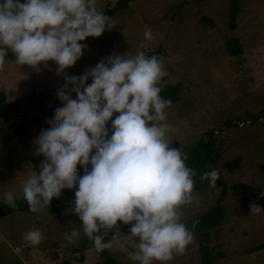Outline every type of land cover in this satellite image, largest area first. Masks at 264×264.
<instances>
[{"label":"rangeland","instance_id":"374dc122","mask_svg":"<svg viewBox=\"0 0 264 264\" xmlns=\"http://www.w3.org/2000/svg\"><path fill=\"white\" fill-rule=\"evenodd\" d=\"M230 2L132 0L111 18V29L80 42L88 48L66 73L78 76L110 54H134L141 43L145 53L161 46L165 52L161 60L168 74L159 85L180 86L179 99L167 109L169 121L178 128L171 146L182 148L214 129L221 157L213 168L220 172L221 181L246 185L242 191L226 193L220 229L211 236V246L223 253L214 264H264V248L248 251L264 242V0H239L234 30L228 27ZM109 3L96 0L98 8ZM146 28L152 31L151 40L143 37ZM233 35L239 37L242 47L237 56L229 55L225 46V40ZM12 55L0 68V91L10 104L0 127L12 136L7 142L0 136V193L10 191L17 199L23 197V180L32 169L39 172L43 157L34 155V140L42 128L49 126L46 121L53 115L48 112L50 107L62 106L56 91L64 79L56 74L52 61H48V67L18 66ZM226 117H236L241 124L222 129L221 121ZM256 118L250 126L249 120ZM19 123L25 125L21 135L15 134ZM236 155L241 157L237 167L229 168L228 162ZM219 191L217 184L196 191L198 200L180 208L181 221L187 226L189 219L216 201ZM74 192L75 188L62 189L59 197H53L60 202L38 213L27 209L0 217V264H95L99 259L96 249L79 248L82 228L81 221L73 217ZM3 203L0 201V205ZM253 204L261 209L251 210ZM130 226L117 221L107 230L106 239L119 230L116 239L120 247L113 246L109 251L120 264H137L129 258L138 242L128 234ZM32 228L43 233L38 245L23 239ZM72 229H77L80 236L69 243L63 233ZM163 264H200L197 235L192 233L184 251L174 253Z\"/></svg>","mask_w":264,"mask_h":264},{"label":"clouds","instance_id":"9594fccd","mask_svg":"<svg viewBox=\"0 0 264 264\" xmlns=\"http://www.w3.org/2000/svg\"><path fill=\"white\" fill-rule=\"evenodd\" d=\"M113 25L96 0H0V68L11 51L18 66L54 62L64 79L56 91L62 106L34 140V155L43 157L39 172L32 169L21 190L29 210L38 213L62 189L75 187L72 212L96 251L120 247L118 229L105 237L121 221L131 223L128 234L138 238L129 258L163 264L191 241L180 207L198 200L187 154L171 146L178 128L168 119L172 101L160 95L159 82L168 74L163 61L146 55L141 43L134 54H110L78 76L66 73L88 48L80 42ZM143 37L151 40V29ZM219 177L212 168L200 179L216 186ZM0 201L14 206L15 196L5 190ZM63 236L73 243L80 232ZM23 239L38 245L43 233L32 228Z\"/></svg>","mask_w":264,"mask_h":264},{"label":"trees","instance_id":"16d2710c","mask_svg":"<svg viewBox=\"0 0 264 264\" xmlns=\"http://www.w3.org/2000/svg\"><path fill=\"white\" fill-rule=\"evenodd\" d=\"M132 0H116L114 6H104V14L110 16L111 18L116 16L120 11L127 8L129 2ZM239 0H231L228 7V27L230 30H234L236 27V20L239 14ZM208 24H211V21L205 19ZM225 46L227 53L231 56H237L241 54L242 47L239 41V37L233 35L225 40ZM146 55H157L160 59L164 56V49L159 46L152 50H146ZM7 57H13L12 53L9 51ZM160 86V85H159ZM161 87L160 95L162 98L170 99L172 102H175L179 99V84H166ZM10 109V104L6 102L5 94L3 91H0V119L6 120L8 116V111ZM55 107L48 110L51 114L53 113ZM245 113H249V110H245ZM261 113H264L261 111ZM254 116V115H253ZM257 117V115H256ZM254 118V117H253ZM250 119L249 125L252 126L257 122ZM222 129H227L229 127H238L241 122H239L236 117H226L223 119ZM220 128V129H221ZM25 129L23 123H19L18 129L15 131V134L21 135ZM215 130L208 129L205 131L204 137L198 139L195 142H192L181 148L182 152L187 154L186 163L191 167L195 176L194 179V192L207 188L210 186L208 179H200V176L207 171H210L213 168L215 162L221 157V150L218 144L217 139L214 136ZM0 136L2 141H9L12 136L5 132L2 127H0ZM240 155L234 156L229 162V168H236L240 160ZM80 174H82V169H79ZM216 184L220 186V191L216 197V201L209 207L202 210L199 214H196L194 217L187 221V228L191 233H195L198 238V252H199V261L200 264H214L216 259L221 256L223 253L215 250L211 245V236H216L220 229V224L223 220L225 209L223 206V201L226 196L227 191H242L243 187L246 186L244 183L238 184H228L227 182L221 181L220 178L217 179ZM75 188V187H74ZM245 188V187H244ZM60 202L52 198L49 204V208L55 207L56 204ZM182 205L180 208H183ZM48 207V206H45ZM29 209L27 201L23 198L15 199L14 206H8L6 203L0 205V217L9 215L13 212H22ZM73 217L79 220L78 216L73 213ZM82 240L79 242V248H94L93 243L88 237L81 233ZM106 239V237H105ZM214 243V242H213ZM78 248V247H77ZM264 248V242L260 243L254 247L248 249L249 252H254ZM95 249V248H94ZM99 259L95 264H120V262L115 258V256L109 251V249H104L103 251H97ZM81 258V257H80Z\"/></svg>","mask_w":264,"mask_h":264}]
</instances>
